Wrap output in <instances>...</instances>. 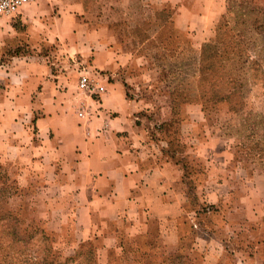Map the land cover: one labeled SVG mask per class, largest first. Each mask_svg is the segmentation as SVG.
Here are the masks:
<instances>
[{
	"label": "crops",
	"instance_id": "1",
	"mask_svg": "<svg viewBox=\"0 0 264 264\" xmlns=\"http://www.w3.org/2000/svg\"><path fill=\"white\" fill-rule=\"evenodd\" d=\"M59 1L23 7L14 24L6 21L1 160L38 169L52 204L62 198L63 206L51 209L72 213L76 237L93 242L103 264L117 256L121 238L153 243L160 256L182 249L190 264H264L256 235L262 223H248L242 176L202 130L199 104L164 95L161 106V95L150 91L159 83L154 72L147 75L146 107L126 90L133 82L127 76L140 72L131 48L114 43L104 28L80 25L68 9L55 7ZM226 2L149 0L159 20L170 11L174 34L186 36L195 51L212 36ZM162 30L147 38L152 50L166 52L157 42ZM72 55L104 73L99 97L76 89Z\"/></svg>",
	"mask_w": 264,
	"mask_h": 264
},
{
	"label": "rangeland",
	"instance_id": "2",
	"mask_svg": "<svg viewBox=\"0 0 264 264\" xmlns=\"http://www.w3.org/2000/svg\"><path fill=\"white\" fill-rule=\"evenodd\" d=\"M59 6L73 13L80 25L104 28L113 34L114 43L131 48L140 72L127 76L133 82L125 84L126 90L139 95L146 107L147 75L154 72L159 73V83L150 91L161 95V106L164 95L184 105L199 104L202 130L214 138L217 149L231 156V169L242 176L240 190L242 194L245 190L251 209L248 223H262L255 234L262 239L264 255V0H227L212 36L201 43V50H207L201 53L203 68L201 50H192L186 36L174 34L169 10H163L165 19L159 20L149 0H60L55 7ZM7 20L0 17V64L9 61L1 45ZM160 26L157 42L166 52L152 50L146 41ZM175 45L182 51H175ZM67 61L75 79L88 70L104 80V73L90 60L72 55ZM157 63L163 66L159 70ZM15 162L0 158V264H103L96 245L76 237L72 213L51 209L63 206L62 198L52 204L54 197L41 189L44 181L38 169ZM116 252L104 264H163L164 258L176 254L160 256L153 243L122 238Z\"/></svg>",
	"mask_w": 264,
	"mask_h": 264
},
{
	"label": "built area",
	"instance_id": "3",
	"mask_svg": "<svg viewBox=\"0 0 264 264\" xmlns=\"http://www.w3.org/2000/svg\"><path fill=\"white\" fill-rule=\"evenodd\" d=\"M44 1L58 0H0V17L12 20L19 11L26 6L37 5ZM103 79L97 73L81 70L77 77L76 89L87 96L99 97L104 92ZM78 118H83L82 111L76 113Z\"/></svg>",
	"mask_w": 264,
	"mask_h": 264
},
{
	"label": "trees",
	"instance_id": "4",
	"mask_svg": "<svg viewBox=\"0 0 264 264\" xmlns=\"http://www.w3.org/2000/svg\"><path fill=\"white\" fill-rule=\"evenodd\" d=\"M207 50L202 49L200 51L199 55V65H201V68H203L205 65H203V57H201V53L206 52ZM90 246V244H89ZM163 264H190V261L187 259L186 255L184 254L183 250L181 249L178 253L175 255L169 256L167 258H164Z\"/></svg>",
	"mask_w": 264,
	"mask_h": 264
}]
</instances>
